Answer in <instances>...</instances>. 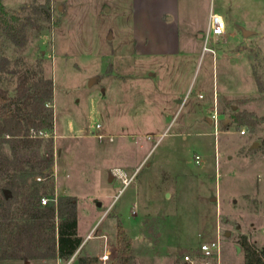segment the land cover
I'll use <instances>...</instances> for the list:
<instances>
[{
    "label": "rangeland",
    "instance_id": "374dc122",
    "mask_svg": "<svg viewBox=\"0 0 264 264\" xmlns=\"http://www.w3.org/2000/svg\"><path fill=\"white\" fill-rule=\"evenodd\" d=\"M230 1L234 5L224 14L227 33L231 41L242 40L229 43L216 63L218 132L208 121L182 126L196 89L204 80L213 86L212 53L203 51V37L197 39L200 55L193 61L122 59L113 53L130 39L132 0H68L67 10H59V1L40 0L7 15L0 12V86L14 95L24 74L30 81L51 77L54 84L53 100L47 103L54 112L50 134L38 146L20 149L19 158L8 141L3 150L23 166L50 162L46 177L29 180L39 181L33 205L39 206L44 193L57 194V169L78 198L82 243L77 258H30L31 264H80L82 253L98 250L111 217L138 235L137 261L143 258L145 264H171L178 244H197L174 251L181 259L186 254L207 258L200 245L218 235L226 264H245L244 251L238 249L242 235L264 249V0ZM243 28L254 32L246 36ZM225 36L212 38L209 45L220 46ZM115 167L133 175L124 188L119 177L110 180ZM0 181L4 185L5 177ZM5 191L9 214H22V195ZM61 194L67 192L60 189ZM118 205L123 211H117ZM106 237L107 244L115 242ZM112 252H107L108 263ZM17 259H0V264L29 262Z\"/></svg>",
    "mask_w": 264,
    "mask_h": 264
},
{
    "label": "trees",
    "instance_id": "16d2710c",
    "mask_svg": "<svg viewBox=\"0 0 264 264\" xmlns=\"http://www.w3.org/2000/svg\"><path fill=\"white\" fill-rule=\"evenodd\" d=\"M0 12L8 10L0 0ZM25 39H21L24 43ZM54 84L51 77L40 76L30 81V76H20L17 91L10 94L0 86V259L60 257L70 259L82 243L78 231V198L76 195H58V204L33 205L36 193L40 191L37 174L47 176L50 167L47 160L23 166L11 160L3 150V142L8 141L13 155L19 158L20 149H30L39 145L42 137L34 136L33 131L52 129L54 112L47 103L53 100ZM225 123V121H224ZM227 124V123H225ZM42 163V164H41ZM36 184V185H35ZM5 188H10L25 204L22 214H9L10 197ZM46 192V189H43ZM45 194V193H44ZM239 244L244 251L245 264H264V249L242 235ZM116 256L109 264H130L133 254V238L123 224H117ZM80 264H100L96 255L84 254L78 257Z\"/></svg>",
    "mask_w": 264,
    "mask_h": 264
},
{
    "label": "crops",
    "instance_id": "0c3cea01",
    "mask_svg": "<svg viewBox=\"0 0 264 264\" xmlns=\"http://www.w3.org/2000/svg\"><path fill=\"white\" fill-rule=\"evenodd\" d=\"M3 5L7 10L15 9L21 5L40 1V0H29V1H8L1 0ZM53 3L59 1V10H67L68 0H52ZM134 2V10L131 17L130 24V39H128L124 46L120 47L117 51H114L113 54H118L122 59L127 56L129 57H150V56H162L169 58H179L184 60L193 61L198 58L200 55V48L196 49V45H200V42L197 41L198 38L203 37L202 27L206 24L208 26L210 13L216 12L221 14L224 17V14L231 9L234 5L230 0H218L215 4L213 0L209 4V0H132ZM209 4V6H208ZM111 8H108L107 11H110ZM225 19V18H224ZM181 27L183 31H181ZM198 35V37H197ZM227 35V37L225 36ZM226 37L224 42L215 48L216 53H212L213 61V83L212 87L208 85L206 80H204L200 86L196 89V93L193 96L191 105L184 115L182 126H188L192 124L204 125L206 121L210 124H214L211 120V112L217 106L218 108V91L219 83L216 81V63H218L219 52L224 54L227 52V45L231 43V46H235L237 42H240L242 39L235 38V41H231V35L227 33L224 34ZM121 40V39H119ZM199 40V39H198ZM122 41V40H121ZM210 52V51H209ZM192 85H190L191 88ZM190 88L185 92H182V95H188ZM181 99V98H180ZM204 110L203 112H201ZM56 129V125H55ZM202 130V129H201ZM58 131V130H57ZM203 132V131H200ZM244 134V133H242ZM63 135V134H62ZM58 167V166H57ZM59 168V167H58ZM125 173L128 174V168L120 167ZM57 169L56 175V190L57 194L61 189L67 194L75 195L69 192L67 185L63 181V170ZM111 180V179H110ZM262 194L264 195V189H261ZM252 193V192H249ZM257 193H259V186ZM216 199V197L214 198ZM113 201L109 202V206L113 204ZM100 204V202H99ZM115 204V202H114ZM113 204V205H114ZM117 211H123V206L118 205L116 207ZM97 215H99L97 213ZM127 219V217H125ZM101 216L97 217L88 231L87 237L91 234V231L97 226L100 221ZM112 222V223H111ZM111 222L108 221L105 224V228L101 230V234H107L108 238L115 240V242H109L107 244V238L100 236L102 240L99 242L98 250L95 253L90 255L101 256L105 252H112L111 257H115L117 254L116 251V239H117V225L111 217ZM79 224V222H78ZM127 221L125 222V225ZM127 227V225H126ZM92 236V234H91ZM133 238V254L130 264H145L143 258L141 261H137L136 254V238L138 235L131 233ZM142 237V234L140 235ZM81 246V245H80ZM79 246V248H80ZM197 244H178L174 247L172 254L171 264H186L184 259H181L176 255L174 251H177L178 248H190L196 247ZM79 248L73 254L72 258H77ZM82 253L81 255H84ZM139 257V256H138ZM56 258V257H54ZM60 258V257H58ZM140 258V257H139ZM208 258H199L194 257V264H217L216 257ZM16 259V258H15ZM63 259V258H60ZM21 260V259H17ZM31 264V262H27ZM222 264H226L223 260Z\"/></svg>",
    "mask_w": 264,
    "mask_h": 264
},
{
    "label": "built area",
    "instance_id": "2783aa9c",
    "mask_svg": "<svg viewBox=\"0 0 264 264\" xmlns=\"http://www.w3.org/2000/svg\"><path fill=\"white\" fill-rule=\"evenodd\" d=\"M227 29V22L224 19V17L216 12H211L209 17V23L205 31L203 32V38H204V44H203V51H210L212 53H216V50L213 46L209 45V41L213 38L214 40H218L220 37L224 36ZM212 121L215 125V131H219V112L217 106L213 109V111L210 114ZM245 129H242L241 132L245 133ZM54 133V132H53ZM50 133L44 130L40 131H33L34 136H48ZM55 136V134H53ZM48 156H50L48 154ZM196 161L200 162L201 156L197 154L195 156ZM112 173L115 176L119 177L123 182V188L127 186L133 179V175H128L125 173L120 167H115L112 170ZM40 203L42 205H57L58 204V195L57 194H43L40 197ZM113 205V204H112ZM111 205V206H112ZM91 236V234L88 235V237ZM101 236H104L105 239L106 234H102ZM200 250L206 255L207 258L209 257H216L217 264H222V241L221 236L218 235L214 240L211 241H205L201 243ZM100 264H109L108 260H110V255L105 252L101 256H99ZM184 261L186 264H194V259L189 255L186 254L184 256Z\"/></svg>",
    "mask_w": 264,
    "mask_h": 264
},
{
    "label": "water",
    "instance_id": "95a60500",
    "mask_svg": "<svg viewBox=\"0 0 264 264\" xmlns=\"http://www.w3.org/2000/svg\"><path fill=\"white\" fill-rule=\"evenodd\" d=\"M243 31H244V35H250V34H252L253 32H254V30H252V29H247V28H243ZM95 79L93 78L92 79V82L94 81ZM211 120H212V118H211ZM228 121H229V118H226L225 119V123H228ZM114 178V175H113V173L111 172L110 173V179L112 180ZM8 194V193H7ZM238 249H241V246L240 245H238ZM189 264H191V263H189Z\"/></svg>",
    "mask_w": 264,
    "mask_h": 264
}]
</instances>
